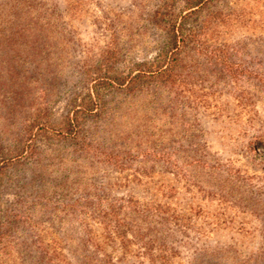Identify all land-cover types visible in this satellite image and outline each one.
Wrapping results in <instances>:
<instances>
[{
	"label": "rangeland",
	"instance_id": "1",
	"mask_svg": "<svg viewBox=\"0 0 264 264\" xmlns=\"http://www.w3.org/2000/svg\"><path fill=\"white\" fill-rule=\"evenodd\" d=\"M161 1L53 0L41 6L43 18L56 22L45 31L44 47L0 50V264H75L87 240L117 264H192L212 253L227 264H253L262 252L264 89L255 93L246 78L205 72L196 50L181 55L178 72L188 83L178 89L191 101L186 118L195 117L199 140L219 166L203 176L201 188L150 162L139 167L135 155L121 168L101 157L96 162L61 131L64 116L83 110L101 82L92 79L93 69L132 73L157 56L161 31L149 18ZM183 5L175 0L173 11ZM204 19L197 36L204 52L264 38V0H214L198 26ZM98 90L107 108L117 107L79 113L83 133L119 154L121 144L133 146L126 132L137 128L145 102L119 104L120 91L105 84ZM119 198L166 205L178 220L152 229L151 238L129 230L109 236L94 211L102 208L98 202Z\"/></svg>",
	"mask_w": 264,
	"mask_h": 264
},
{
	"label": "trees",
	"instance_id": "2",
	"mask_svg": "<svg viewBox=\"0 0 264 264\" xmlns=\"http://www.w3.org/2000/svg\"><path fill=\"white\" fill-rule=\"evenodd\" d=\"M182 1L183 9L178 13L173 11L175 0L161 1L149 18L150 23L161 31L158 54L153 60L138 63L132 73L115 75L109 74L108 70L102 73L96 69L92 71L96 77L92 79L101 82L93 84L89 99L82 103L83 110L90 116H95L100 110L111 111V108L117 107L116 104L111 108L106 107L98 90L99 84L112 87L115 92L120 91L122 95L119 104L123 103V99L132 101L137 97L143 98L145 110L141 113L142 119L137 128L126 132L125 136L128 140L133 138V146L121 144L122 151L119 154L95 146L92 134L83 133L78 115L85 113L83 110L75 109L67 113L61 131L70 135L76 148L91 155L96 162L101 157L100 161H110L121 168L127 156L135 155L139 158V167L144 168V164L150 162L153 170L158 166L159 170L180 176L191 185L201 188L203 176L215 174L219 166L209 158V152L199 140L200 130L195 117L191 122L186 118L191 101L183 94L184 90L178 89L182 83H188L182 80V74L178 72L184 59L181 55L196 50L201 58L205 57L202 59L205 72L214 74L215 71L216 75L226 73L235 79L246 78L253 91L260 94L264 89V38L237 42L233 46L214 45L213 50L204 52L206 42L198 40L197 36L206 28V19L199 26L198 22L203 10L214 0ZM48 2L53 4V0H0V50L44 47L42 38L46 35L45 31L56 26L54 20L51 22L50 19L43 18L42 7ZM242 51H245L246 60L242 59ZM88 197L94 199L92 195ZM82 199L86 200L81 197L76 198L75 202L80 204ZM98 205H102V208L96 209L94 213L101 216L99 222L108 230L109 236L118 238H123L128 230L138 239L151 238L152 229L178 220L171 208L156 202L119 198L107 200L104 204L98 202ZM131 214L134 218L129 226L127 220ZM83 246L86 252L74 258L75 264H117L111 254L105 252L95 241L87 240ZM262 253L264 254V247L253 259V264H258ZM212 255L213 253L201 255L192 264H227L223 262V256L217 259L216 255Z\"/></svg>",
	"mask_w": 264,
	"mask_h": 264
}]
</instances>
